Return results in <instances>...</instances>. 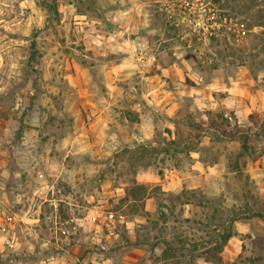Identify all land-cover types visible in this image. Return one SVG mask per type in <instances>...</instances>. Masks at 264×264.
<instances>
[{
	"label": "rangeland",
	"instance_id": "374dc122",
	"mask_svg": "<svg viewBox=\"0 0 264 264\" xmlns=\"http://www.w3.org/2000/svg\"><path fill=\"white\" fill-rule=\"evenodd\" d=\"M0 264H264V0H0Z\"/></svg>",
	"mask_w": 264,
	"mask_h": 264
}]
</instances>
